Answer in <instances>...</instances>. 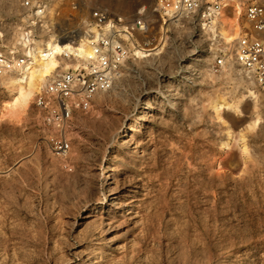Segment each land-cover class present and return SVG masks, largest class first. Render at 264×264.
I'll return each mask as SVG.
<instances>
[{"label":"rangeland","instance_id":"rangeland-1","mask_svg":"<svg viewBox=\"0 0 264 264\" xmlns=\"http://www.w3.org/2000/svg\"><path fill=\"white\" fill-rule=\"evenodd\" d=\"M60 3L52 37L84 38L102 10L142 13L150 48L165 23L167 45L157 57L132 52L110 91L76 106L66 159L40 141L34 98L17 122L1 116L22 72L0 76V264H264V93L228 58L217 67L233 41L168 22L158 0ZM19 13L18 0H0V51L47 41ZM248 90L260 98L255 128L250 100L232 107Z\"/></svg>","mask_w":264,"mask_h":264},{"label":"built area","instance_id":"built-area-1","mask_svg":"<svg viewBox=\"0 0 264 264\" xmlns=\"http://www.w3.org/2000/svg\"><path fill=\"white\" fill-rule=\"evenodd\" d=\"M60 0H18L21 12L34 28L46 32L47 40L52 37L49 15L51 8ZM227 0H163V11L168 22L186 26L197 31L216 34L217 41L226 44L218 36L221 11ZM245 8L243 18L249 29L232 44L231 50H220L216 56L217 67L232 61L249 77L254 79L264 93V0H237ZM13 16L14 20L18 16ZM23 16V17H24ZM99 28L100 37L93 42L94 55L86 62L74 55L64 58L79 63L76 67L57 72L34 98V106L42 126L40 141L47 144L50 152L66 159L71 151L68 132L72 115L77 105L93 98L96 94L110 91L114 85V75L122 64L132 59L131 38L150 48L153 42H144L149 25L142 13L138 17L110 14L95 10L91 17ZM111 28L104 30L107 24ZM87 32L84 33L86 36ZM56 37V36H55ZM75 36L61 34L66 40ZM228 45V44H227ZM36 46L31 42L25 53L18 50L0 51V76H16L30 61V53ZM85 63V65H83Z\"/></svg>","mask_w":264,"mask_h":264},{"label":"bare ground","instance_id":"bare-ground-1","mask_svg":"<svg viewBox=\"0 0 264 264\" xmlns=\"http://www.w3.org/2000/svg\"><path fill=\"white\" fill-rule=\"evenodd\" d=\"M61 1L64 0H60L59 3L51 8V14L61 7ZM163 3V0H158V5L161 10H163ZM242 12L243 8L239 5L237 0H227L224 2L220 17L219 34L227 43L236 41L242 32L240 26L241 22L239 21ZM163 14L165 15L164 12ZM110 28L111 25L108 23L104 27V30ZM86 32V36L81 39H78V36L66 40L50 37L42 46L37 47L31 54V59L22 70L21 75L10 82V87H12L14 92L11 99L3 105L1 116L17 122L30 104V101L42 91L57 70L61 68L60 59L62 55H67L69 57L74 55L80 57L85 62L93 57V42H96L100 37L99 28L96 26L90 28V30ZM167 37L165 23L158 29V36L153 48L137 45L135 43V38L130 37L132 41V52L140 59L160 56L164 53L166 48ZM83 65H85V63ZM246 100H250L253 103V115L250 117L248 125L251 128H255L261 122V114L259 111L260 98L256 91L248 90L232 107L240 114V109ZM213 110L217 119L223 121L222 116L229 110V107L223 102L217 101L213 105ZM95 263H97V261L93 262V264Z\"/></svg>","mask_w":264,"mask_h":264}]
</instances>
